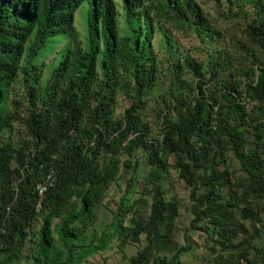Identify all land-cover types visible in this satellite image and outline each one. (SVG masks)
<instances>
[{
  "label": "trees",
  "instance_id": "16d2710c",
  "mask_svg": "<svg viewBox=\"0 0 264 264\" xmlns=\"http://www.w3.org/2000/svg\"><path fill=\"white\" fill-rule=\"evenodd\" d=\"M85 1L83 41L74 15ZM222 2L231 28L197 0H0V264H81L142 240L128 264H189L171 169L206 264H264V0ZM60 32L45 75L35 59ZM173 32L204 57L179 52Z\"/></svg>",
  "mask_w": 264,
  "mask_h": 264
},
{
  "label": "rangeland",
  "instance_id": "374dc122",
  "mask_svg": "<svg viewBox=\"0 0 264 264\" xmlns=\"http://www.w3.org/2000/svg\"><path fill=\"white\" fill-rule=\"evenodd\" d=\"M197 1L209 13L212 19H216L220 23L219 25L221 28L226 29L228 26L231 28L232 25H235V19L223 18L221 14L218 13V8L220 9L225 8V4L222 2V0H219L218 4L221 3V5L219 6L214 1H207V0H197ZM88 9H89V4L87 3V1H85L77 8L74 15V25L83 41L85 40V34L87 32L86 21H87ZM172 37L176 39L178 42L179 52L185 51L186 53L190 54L196 59L204 57L203 49H205V46L201 44L196 38L176 32L172 33ZM67 40L68 37L66 33L60 32L56 34V36L51 41H49L45 49L42 50L41 54L35 59V61L39 63L43 61L44 63L43 69L45 75H47V73L51 70L53 64L58 62L62 49L65 46ZM152 42H153V46L157 48L158 43H157L156 35ZM186 76L188 79L191 80L194 79V77L189 73H187ZM11 87L13 88L15 87V90H12L10 92L9 98L14 94L15 91L19 92L18 83H14ZM154 95H155L154 97L156 98L157 93H154ZM155 104L156 103H154L153 101H148L147 111L150 112L151 106ZM126 105H128L127 101L121 99L116 107V111L118 113L122 112L124 106ZM152 119L154 120V117L148 118V120H151V122ZM151 126L153 129V133H157L158 127L156 126V123H151ZM170 174H171V178H170L171 180L168 182V184H166L168 190L167 195L175 196L176 198L182 201V206L180 207V215L178 218H176V226L179 229V231H177L178 234L176 235V239L178 243L182 245L185 243L184 237L187 236L192 245L191 252L189 254H184L180 256L179 259L182 262L189 264H206L205 259L207 258V255L203 247L202 236L197 232L185 231L186 228L188 227L191 218V215L189 214L186 208L188 203V190L185 184L183 183V181L177 177V174L174 171V169L170 170ZM124 186H125V182L120 181L119 185H112L111 188L109 189L107 198L111 203V207L113 208L116 207L117 204L116 202L120 198V195L124 190ZM139 192H140V187L138 184L135 187V193L133 194V197L137 198L140 195ZM108 221H109L108 215L107 216L101 215L96 223V225H98L97 226L98 229L101 230L103 228V225ZM142 245H143V240L139 244L128 245L125 248V251L122 253L118 250L116 242H112L108 249L93 254L81 264H128V257L131 255H135L136 251L139 248H141Z\"/></svg>",
  "mask_w": 264,
  "mask_h": 264
},
{
  "label": "built area",
  "instance_id": "2783aa9c",
  "mask_svg": "<svg viewBox=\"0 0 264 264\" xmlns=\"http://www.w3.org/2000/svg\"><path fill=\"white\" fill-rule=\"evenodd\" d=\"M36 189H37V193L39 196H41L42 192L45 190V185L42 184V183H39L37 186H36ZM40 201V199H39ZM37 207H39V202L37 203Z\"/></svg>",
  "mask_w": 264,
  "mask_h": 264
}]
</instances>
